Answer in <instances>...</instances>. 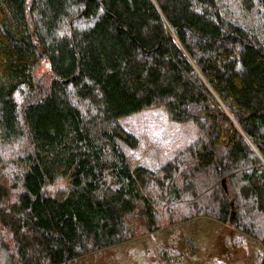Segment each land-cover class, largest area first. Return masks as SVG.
Returning a JSON list of instances; mask_svg holds the SVG:
<instances>
[{
  "label": "trees",
  "instance_id": "trees-1",
  "mask_svg": "<svg viewBox=\"0 0 264 264\" xmlns=\"http://www.w3.org/2000/svg\"><path fill=\"white\" fill-rule=\"evenodd\" d=\"M226 1L0 0V264H68L232 212L264 264V0L243 1L254 27ZM159 106L201 135L131 168L119 120ZM57 178L69 188L44 193Z\"/></svg>",
  "mask_w": 264,
  "mask_h": 264
},
{
  "label": "rangeland",
  "instance_id": "rangeland-1",
  "mask_svg": "<svg viewBox=\"0 0 264 264\" xmlns=\"http://www.w3.org/2000/svg\"><path fill=\"white\" fill-rule=\"evenodd\" d=\"M243 1L227 0L226 11L236 25L254 27L258 10L256 6L252 7L253 11L245 10ZM34 76L41 84L39 92H43L51 78L46 59L35 68ZM119 123L138 140L136 148L122 144L131 168L141 165L156 171L201 135L191 122L170 121L162 106L123 117ZM68 188V178H57L45 184L42 191L55 195ZM234 218L235 214L225 224L211 217H195L164 225L156 232L87 254L68 264H260L259 242L235 230Z\"/></svg>",
  "mask_w": 264,
  "mask_h": 264
},
{
  "label": "water",
  "instance_id": "water-1",
  "mask_svg": "<svg viewBox=\"0 0 264 264\" xmlns=\"http://www.w3.org/2000/svg\"><path fill=\"white\" fill-rule=\"evenodd\" d=\"M224 183H225V182H224V180H223V181H222V186H223L224 191L227 192V189H226V186H225ZM233 216H234V212L231 213V219L233 218Z\"/></svg>",
  "mask_w": 264,
  "mask_h": 264
}]
</instances>
